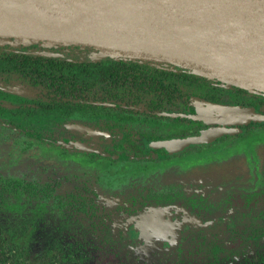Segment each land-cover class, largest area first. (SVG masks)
Returning a JSON list of instances; mask_svg holds the SVG:
<instances>
[{
    "label": "rangeland",
    "instance_id": "rangeland-1",
    "mask_svg": "<svg viewBox=\"0 0 264 264\" xmlns=\"http://www.w3.org/2000/svg\"><path fill=\"white\" fill-rule=\"evenodd\" d=\"M9 38L0 36V42H38L25 37ZM211 111L209 106L197 107L199 114ZM176 125L174 122L166 129L161 127V133H173ZM245 125L227 126L229 134L244 131ZM52 138L39 140L0 126V175L47 185L53 194L97 195L96 211L88 215L65 206L59 212L49 206L35 210L23 206V201L14 207L10 203L14 202L16 192L11 187L3 189L0 223L7 238V264H264V236L247 235L257 225L249 217H244L240 225L247 232L246 238L225 243L220 251L215 248L216 237L210 229L204 237L197 232L208 228L211 221L203 224L198 217L176 213L175 207L164 209L162 222L158 221L154 206L130 213L131 195L147 191L181 188L189 196L218 201L232 190L261 189L264 129L229 142L221 139L198 150L159 160L158 164L138 159L145 164L138 169L140 174L116 186L101 183L102 171L94 163L100 156H119L111 152L114 140L83 135L79 138L67 130H57ZM75 145L88 150H78ZM83 157L94 162L83 161ZM237 210L236 206L232 209L235 213Z\"/></svg>",
    "mask_w": 264,
    "mask_h": 264
},
{
    "label": "trees",
    "instance_id": "trees-1",
    "mask_svg": "<svg viewBox=\"0 0 264 264\" xmlns=\"http://www.w3.org/2000/svg\"><path fill=\"white\" fill-rule=\"evenodd\" d=\"M39 50L59 54L43 55L37 53ZM96 50L93 46L72 42H0V126L39 140L53 139L57 130H66V122L123 130L126 137L119 142L122 147L114 151L119 156H100L95 162L83 157V161L99 166L102 171L100 180L105 186L131 181L140 174L138 169L145 165L138 160L145 154L137 141L141 137L132 132L131 123L134 120L142 117L155 119L160 113L183 105L191 98L205 97L204 93H210L212 82L222 83L234 91L253 94L255 100L254 97L249 103L233 106L253 108L264 113V92L197 74L162 60L112 56L93 59L91 56ZM218 95L220 93H214L209 99L217 102ZM93 101H108L116 106L95 105ZM258 128L264 129V124L247 133ZM9 187L16 192L12 197L14 202L10 203L14 207L20 206L23 201V206L29 205L35 210L49 206L59 212L65 206L88 215L94 214L97 208V195L87 197L79 192L66 196L58 192L53 194L54 191L47 185L19 178L7 179L0 175L1 193ZM177 199L205 220L215 219L208 228L197 232L204 237L210 229V234L216 237L217 250H223L225 243L246 238L247 232L240 228L244 217L257 224L248 236H264V188L252 192L232 190L218 201L211 202L204 197L187 198L184 194L131 195L130 213H139L148 205L175 203ZM234 206L239 212L232 211ZM225 217L227 219H223ZM6 243L0 223V264H7L9 260Z\"/></svg>",
    "mask_w": 264,
    "mask_h": 264
},
{
    "label": "water",
    "instance_id": "water-1",
    "mask_svg": "<svg viewBox=\"0 0 264 264\" xmlns=\"http://www.w3.org/2000/svg\"><path fill=\"white\" fill-rule=\"evenodd\" d=\"M0 27L19 33L4 36L8 38L93 46V59L162 60L264 92V0H0ZM37 53L58 55L50 50ZM208 105L215 114L207 120L222 126L193 137L158 140L153 146L178 151L230 133L227 125L264 123V113L253 108ZM66 126L102 134L80 123Z\"/></svg>",
    "mask_w": 264,
    "mask_h": 264
},
{
    "label": "flooded vegetation",
    "instance_id": "flooded-vegetation-1",
    "mask_svg": "<svg viewBox=\"0 0 264 264\" xmlns=\"http://www.w3.org/2000/svg\"><path fill=\"white\" fill-rule=\"evenodd\" d=\"M209 89H210V93H204L206 98L205 97H194V98H191L187 103H185L183 105H180L178 107L177 106L173 107L170 111H168L166 113H160L158 118L152 119V118L142 117V118H138V119L134 120L131 123L132 132L137 134V136L141 137L140 138L141 140L140 141L137 140V141L139 142V146H140L141 151L143 152V154H145L144 156H141L142 159L152 160L153 162H156V163H158L159 160L165 161V160H168L172 156H175L177 154L187 153L191 150L192 151L198 150L200 148L214 144L221 139H225L227 142H229L231 140H234V139H237V138L243 136L252 128H254V127L257 128V127H260L262 124H264V123H257V122H249L244 126V131L239 132L237 134H234L233 136L230 135L229 133H225V134H222L221 136H219V137H217L211 141L205 142V143L188 144L183 149L178 150V151H169L163 147L153 146V142L158 141V140L181 139V138H185V137H193V136L200 134L203 130H206L209 128H217L219 126H222L219 123H214V122H210L209 120H207V118L209 116L215 114V112L213 110L210 112V114L209 113L199 114L197 112L198 106L208 107L209 106L208 104H210V102H213V100H211L209 98L213 97L214 93H220V95H218L216 97V100H219V101L213 102V103L227 104V105H236V104L242 105L243 102L249 103L250 99L255 97L253 94L248 93V92L246 93V92H241L238 90L234 91L232 88H228V86L223 85L222 83L212 82L211 85L209 86ZM213 90H214V92H213ZM255 99H256V97L254 98V100ZM95 102H108V101H93V104H95ZM108 103H110L112 105H103V106H108V107H115L116 106L115 103H112V102H108ZM95 105H98V104H95ZM133 108L138 109L137 107H133ZM177 114H181L183 116H179ZM191 116H196V118H194V117L192 118ZM197 116H201L202 118L199 119V117H197ZM174 122L177 125L175 126L176 130L173 133H168V134L161 133V129H162L161 127H165L164 129H166L167 125H171ZM71 123H78V122H66V123H64L65 129L68 131L75 132V133L79 134V135H77L79 138L82 135L88 136V137L104 138V139L105 138H111L112 140L115 141L111 152H112V154L113 153L119 154L118 152H114V151H118V149H121V147H122L121 145H119V142L123 141L126 137V133L123 130L119 131V129H117V128L116 129H104V128L94 127V126H91L88 124L80 123V124L90 126L99 132H102V134L100 133V134L92 135V134H89L88 132L81 133V132L69 129L66 126V124H71ZM177 126H180V128H178ZM227 126H233V125H227ZM115 138H117L118 140H115ZM74 147L75 148L78 147V148H81L83 150H88L87 148H84L81 146L75 145ZM152 158H157V160L152 159ZM142 161H144V160H142ZM262 188H264V187H262ZM144 191H146V190H144ZM158 193H161L164 195L166 193L182 194V195L184 194V196H187V198H201L202 197V196H198V197L189 196L181 188L179 189V191H170V192L163 191V192H158ZM143 194H146V195L153 194L154 195L157 193L147 191ZM207 200L211 202V200H209V199H207ZM150 206L155 207V210L157 211L156 215L159 219L158 221H160V222H162L163 221L162 219L164 218V214H165L164 209L170 208V207H175L176 209H178V211L176 213H179L181 215L187 214L190 217H196V218L198 217L202 223L203 222L206 223L207 221H211V224H213V222L215 220V219L205 220L204 218L201 217L200 214L188 209V207H186L181 202V200H179V199H177V201H175V203H168V204H164V205H148V206H146V208L150 207ZM146 208H144L143 210H145ZM223 219H227V218L225 217ZM160 226H163V225L160 224ZM191 227H193V226H191Z\"/></svg>",
    "mask_w": 264,
    "mask_h": 264
},
{
    "label": "bare ground",
    "instance_id": "bare-ground-1",
    "mask_svg": "<svg viewBox=\"0 0 264 264\" xmlns=\"http://www.w3.org/2000/svg\"><path fill=\"white\" fill-rule=\"evenodd\" d=\"M19 34L15 30H13L10 27H0V35L1 36H6V35H17ZM26 36H32L31 34H25Z\"/></svg>",
    "mask_w": 264,
    "mask_h": 264
}]
</instances>
